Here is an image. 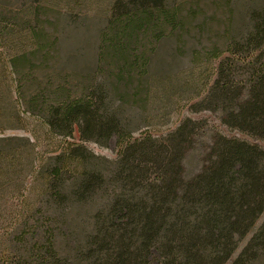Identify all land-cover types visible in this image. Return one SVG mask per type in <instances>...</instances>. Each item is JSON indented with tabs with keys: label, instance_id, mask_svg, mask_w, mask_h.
Returning a JSON list of instances; mask_svg holds the SVG:
<instances>
[{
	"label": "trees",
	"instance_id": "16d2710c",
	"mask_svg": "<svg viewBox=\"0 0 264 264\" xmlns=\"http://www.w3.org/2000/svg\"><path fill=\"white\" fill-rule=\"evenodd\" d=\"M223 3L191 109L246 139L191 118L163 138L136 136L125 116L161 46L186 36L179 5L115 0L74 88L45 72L56 45L47 31L0 12V134H31L0 137V207L14 216L0 264H264V0ZM40 132L50 149H38ZM111 140V163L83 144Z\"/></svg>",
	"mask_w": 264,
	"mask_h": 264
},
{
	"label": "rangeland",
	"instance_id": "374dc122",
	"mask_svg": "<svg viewBox=\"0 0 264 264\" xmlns=\"http://www.w3.org/2000/svg\"><path fill=\"white\" fill-rule=\"evenodd\" d=\"M115 0H0L2 10L18 14L20 18L30 19L32 23L44 28L49 38L55 41L45 72L56 81L71 87L81 84L95 64V48L100 29L106 25L111 4ZM179 5L190 20L189 29L182 42L171 40L161 46L159 53L151 62L146 80L147 91L140 93L143 100H131L126 107V117L136 127L135 135L149 132L158 138L163 136L183 119H207L224 134L247 138L223 127L218 119L207 112H193L192 104L198 102L204 90V82L209 77L211 63L206 59L209 47L217 41L225 19L226 6L223 0H169ZM181 45L182 51L175 53ZM195 51L194 56L191 51ZM131 90V89H130ZM31 134L23 129L5 130L0 137ZM38 149L45 151L52 147L51 139L40 132ZM74 141L78 140L77 133ZM93 153L106 158L109 163L116 159V146L111 140L106 147L92 142H83ZM190 156L188 168L195 165ZM109 165V164H108ZM11 200H9L10 202ZM0 207V238H6L12 230V211ZM264 219H259L258 226ZM249 237V236H248ZM247 237V238H248ZM0 244L1 240H0Z\"/></svg>",
	"mask_w": 264,
	"mask_h": 264
}]
</instances>
